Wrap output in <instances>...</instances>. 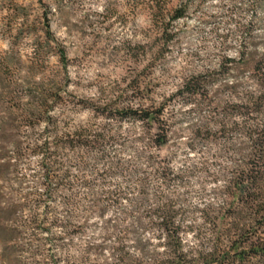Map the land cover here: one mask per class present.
<instances>
[{"label":"clouds","instance_id":"9594fccd","mask_svg":"<svg viewBox=\"0 0 264 264\" xmlns=\"http://www.w3.org/2000/svg\"><path fill=\"white\" fill-rule=\"evenodd\" d=\"M0 264H264V0H0Z\"/></svg>","mask_w":264,"mask_h":264}]
</instances>
